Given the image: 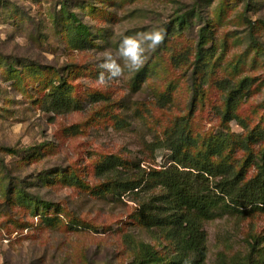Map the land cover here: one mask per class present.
<instances>
[{"label": "rangeland", "instance_id": "374dc122", "mask_svg": "<svg viewBox=\"0 0 264 264\" xmlns=\"http://www.w3.org/2000/svg\"><path fill=\"white\" fill-rule=\"evenodd\" d=\"M68 10L90 28L85 49L69 43ZM153 28L164 31L163 43H145L143 66L125 67L116 55L123 38ZM109 52L123 75L100 67ZM222 81L246 83L230 121ZM56 87L78 108L49 110ZM180 127L199 138L190 151L200 159L257 176L264 0H0V264H138L127 235L170 253L171 242L139 216L158 189L121 196L96 166L115 155L132 178L144 174L138 166L163 169L173 163L166 133ZM217 175L202 264H264V208L236 209L215 185L229 175Z\"/></svg>", "mask_w": 264, "mask_h": 264}, {"label": "trees", "instance_id": "16d2710c", "mask_svg": "<svg viewBox=\"0 0 264 264\" xmlns=\"http://www.w3.org/2000/svg\"><path fill=\"white\" fill-rule=\"evenodd\" d=\"M63 5L67 9V3L63 2ZM68 13L73 19L67 28L69 43L76 49L87 48L89 26L76 12L68 10ZM204 40L206 34L201 33L200 45ZM244 84L246 83L242 82L236 86L229 81L219 83L223 90L230 92L227 110L223 113L227 121L235 116ZM47 104L49 110L57 113L78 108L74 98L60 87L52 89L47 95ZM187 130L180 127L166 133L163 147L170 151L173 163L163 169L150 168L148 171L138 166L144 174L132 178L127 173L131 168L129 164L115 155H108L96 166L98 176L112 179L109 180L108 190L118 192L121 196L127 192L139 195L148 186L158 189L148 200L141 201L140 221L148 229L156 230L169 240L172 251L161 257L151 245L142 242L136 246L133 237L127 235V243L139 250L138 264H202L205 261L208 247L204 221L211 218L214 204L209 193L211 178H216L221 172L228 174L229 178L216 182L215 185L225 198H231L236 209L249 206L264 208V153L257 176L245 180L231 165L215 166L194 155L190 148L199 146V138L192 136ZM221 145L215 146L212 153L221 155Z\"/></svg>", "mask_w": 264, "mask_h": 264}, {"label": "clouds", "instance_id": "9594fccd", "mask_svg": "<svg viewBox=\"0 0 264 264\" xmlns=\"http://www.w3.org/2000/svg\"><path fill=\"white\" fill-rule=\"evenodd\" d=\"M164 31L162 29L153 28L147 32L138 33L136 36H125L120 43L117 56L122 58L125 67L130 70H138L144 64V53L146 51L144 45L147 43L149 49H155L164 41ZM105 69L111 77H119L123 75V68L117 62V59L109 53H105L104 63L100 65ZM105 75L101 73L98 82L104 83Z\"/></svg>", "mask_w": 264, "mask_h": 264}]
</instances>
